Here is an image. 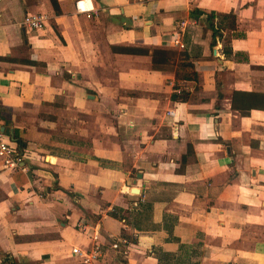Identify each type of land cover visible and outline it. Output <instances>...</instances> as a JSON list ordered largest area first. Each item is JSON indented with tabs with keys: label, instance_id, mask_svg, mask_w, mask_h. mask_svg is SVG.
<instances>
[{
	"label": "crops",
	"instance_id": "0c3cea01",
	"mask_svg": "<svg viewBox=\"0 0 264 264\" xmlns=\"http://www.w3.org/2000/svg\"><path fill=\"white\" fill-rule=\"evenodd\" d=\"M77 1L0 0V264H264V110L232 109L264 92V0Z\"/></svg>",
	"mask_w": 264,
	"mask_h": 264
},
{
	"label": "built area",
	"instance_id": "2783aa9c",
	"mask_svg": "<svg viewBox=\"0 0 264 264\" xmlns=\"http://www.w3.org/2000/svg\"><path fill=\"white\" fill-rule=\"evenodd\" d=\"M190 2H196L198 0H189ZM82 0L76 2V7L78 10H84L81 6ZM48 21V16L45 13H28L23 20V25L31 30H40L46 27ZM185 22H181L177 28L175 34L174 44L176 46L183 47L181 40V34L184 30ZM178 92H181V89H178ZM169 115L173 116L174 112L169 111ZM0 160L5 168L17 169L24 168L23 161L24 155L21 154L17 147L14 146L11 139L4 130L3 121L0 117ZM86 225H81L82 230H86ZM115 247H125L124 252H128V247L130 242L126 238L119 239L115 242ZM101 246L95 244L89 250H81L79 248H73V252L79 255L82 259L83 264H96L97 260L101 256Z\"/></svg>",
	"mask_w": 264,
	"mask_h": 264
},
{
	"label": "trees",
	"instance_id": "16d2710c",
	"mask_svg": "<svg viewBox=\"0 0 264 264\" xmlns=\"http://www.w3.org/2000/svg\"><path fill=\"white\" fill-rule=\"evenodd\" d=\"M54 3L57 2L53 0ZM60 11L59 9L57 10ZM193 14V12H192ZM219 16H227L230 17L232 23L231 26L235 27V20L236 17L233 13L231 14H220L216 12H211L207 14V22L208 26L213 30L214 36L218 35L221 32V27L215 23V19ZM137 51V50H134ZM177 53L171 50H163V49H156L153 51V67L157 70H168L173 69L175 58L177 57ZM180 68H182V72H176V75L181 80H196L197 75L194 72H188L187 69L193 67L191 63L182 62L178 64ZM183 95L176 96L174 98H178L181 100H185V91L181 90L180 92ZM232 109L239 111L242 115H249L253 109L264 110V92L260 91H234L232 95ZM23 148L22 142L20 141L19 147Z\"/></svg>",
	"mask_w": 264,
	"mask_h": 264
},
{
	"label": "water",
	"instance_id": "95a60500",
	"mask_svg": "<svg viewBox=\"0 0 264 264\" xmlns=\"http://www.w3.org/2000/svg\"><path fill=\"white\" fill-rule=\"evenodd\" d=\"M136 192L138 191V189H134Z\"/></svg>",
	"mask_w": 264,
	"mask_h": 264
}]
</instances>
